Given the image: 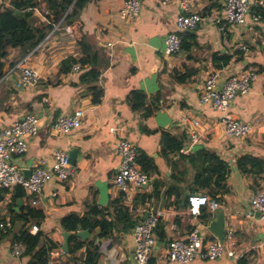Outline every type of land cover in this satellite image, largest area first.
Here are the masks:
<instances>
[{
	"label": "crops",
	"instance_id": "obj_1",
	"mask_svg": "<svg viewBox=\"0 0 264 264\" xmlns=\"http://www.w3.org/2000/svg\"><path fill=\"white\" fill-rule=\"evenodd\" d=\"M163 1L140 0V15L131 22L121 14L125 0H92L78 20L69 25L56 24L29 53L24 54L21 48L10 49L0 69V129L29 113L40 120L39 133L28 139V152L18 158V166L32 174L42 160L47 168L53 167L55 150H65L70 156L77 148L79 155L73 164L75 175L66 181L46 183L37 205L32 204V195L25 189L22 196H17V188L0 190V222L12 224L7 229L0 228V264L29 261L25 254L15 257L12 250L19 232L30 230L33 224L43 232L42 244H56L50 264H65L63 219L69 215L84 217L95 207L102 212L99 219L111 222L122 206H128L132 218L139 222L147 217L151 206L165 211L162 219L168 238L161 241L156 235V264L166 263L172 239L185 238L194 227L199 228L204 241H219L209 229L218 212L226 216L225 234L229 229L234 231L233 243L226 244L220 258L197 257L187 264H264V220L250 207L251 196L264 190V175L257 180L239 168V159L244 156L264 160V0H251L245 23L229 25L224 31L208 19L224 15L223 0H191V11L206 19L198 30L182 33L188 43L193 42L191 50L173 55L165 52V38L176 29L181 8L179 0H167L166 4ZM37 3L32 10L34 26L47 20L46 3ZM257 13L263 16L259 21L253 19ZM82 41L90 48L101 72L97 85L103 95L99 103L93 102L92 84L81 82V69L73 66L68 72L62 71L65 58L84 55ZM27 56L41 78L35 86L23 89L18 85L20 76L15 67ZM222 56H229L228 65L220 61ZM250 68L259 70L258 77L250 92L235 97L230 112L248 123L252 131L244 138L231 137L221 120L223 113L201 101L204 84L211 74L218 73L222 86L231 74ZM135 90L146 95L144 105L138 109L132 99ZM76 110L83 111L81 127L71 134L60 132L55 126L57 118ZM195 119L198 126L192 123ZM194 132L201 140L191 145ZM165 134L183 140L184 152L164 157L161 140ZM120 137L130 139L139 156L146 155L157 168L148 186L133 188L127 194L114 184L120 163L115 147ZM199 149L224 160L229 175L228 189L218 200L220 208L211 211L203 207L201 216L194 219L186 212L187 202L183 205L182 200V207H177L175 197L156 200L149 195L156 180L171 183L173 166L182 153ZM192 175L190 170L189 177ZM199 194L206 196L204 192ZM29 210L34 211L33 216ZM37 212L43 217H38ZM127 222H119L104 237L100 227L94 232L88 229V241L99 247V264H135L134 228L126 229ZM85 253L86 247L78 256Z\"/></svg>",
	"mask_w": 264,
	"mask_h": 264
},
{
	"label": "built area",
	"instance_id": "obj_2",
	"mask_svg": "<svg viewBox=\"0 0 264 264\" xmlns=\"http://www.w3.org/2000/svg\"><path fill=\"white\" fill-rule=\"evenodd\" d=\"M224 15L208 17L212 22L220 25L222 31L229 25L244 24L249 12L251 0H223ZM167 0L163 3L166 4ZM181 13L176 18V29L169 32L165 38V52L173 55L181 51L183 32L198 30L206 19L201 14L191 11V0H179ZM140 0H125L121 10L124 18L135 22L140 15ZM263 18L261 13L253 16L255 21ZM16 70L19 71L18 85L20 88H30L40 81V74L29 64V56L21 59ZM74 69H80V64H75ZM259 71L254 68L245 69L231 74L222 86L219 85V74H211L204 84L201 101L209 103L215 110L221 111L222 122L226 133L231 137L244 138L249 136L252 127L242 120L235 118L230 109L235 97L239 94L250 92L252 83L257 79ZM83 111L76 110L72 114L61 115L55 122L56 128L64 133L71 134L82 125ZM39 118L32 113L25 115L21 120L13 122L10 126L0 129V190H13L17 186L24 187L32 195V204H38V196L42 194L46 183L51 180L66 181L76 173V168L70 162L69 154L65 150H55L53 154L54 165L51 169L44 166L45 161L33 170L27 177L18 166L17 160L28 152V139L39 133ZM194 126L199 125L198 120H192ZM113 132L117 129H112ZM201 136L194 132L190 137V144H197ZM120 158V163L114 177V184L123 193H129L133 188H143L151 182V176L145 172L138 162V150L134 143L120 137L115 147ZM184 152V149H182ZM187 214L196 219L202 214L203 207L211 211L220 208L219 201L199 193L191 194L187 201ZM252 213H261L264 220V190L255 192L250 198ZM165 215L161 208L151 206L147 217L138 222L134 227L135 248L133 259L135 264H152L151 254L156 246L155 230L160 220ZM10 221L0 222V228L7 229L11 226ZM40 230L33 224L30 228L32 234ZM233 230H227L223 242L208 240L204 241L198 227H194L185 238L172 239L167 248L165 264H187L197 257L205 260H214L223 256L226 244L233 243ZM27 246L22 242L13 245V255L21 257L26 252Z\"/></svg>",
	"mask_w": 264,
	"mask_h": 264
},
{
	"label": "trees",
	"instance_id": "obj_3",
	"mask_svg": "<svg viewBox=\"0 0 264 264\" xmlns=\"http://www.w3.org/2000/svg\"><path fill=\"white\" fill-rule=\"evenodd\" d=\"M47 5L46 21L38 26L33 24L32 10L38 5L37 0H10L9 4L0 3V69L3 68L4 60L9 57L10 49L21 48L24 54L29 53L37 47L45 37L54 29L56 24L69 25L78 20L82 11L92 0H43ZM66 7L70 11L66 9ZM187 35V34H185ZM84 55L80 58L69 56L62 61V71L68 72L75 64H80L83 71L80 77L81 82L91 83L93 92V102L99 103L102 99L103 90L97 85L101 75L100 70L95 66L94 56L90 53L86 42L82 41ZM193 42L187 41V37L182 34L181 50L189 52ZM224 65L230 63L229 56L219 58ZM218 67L221 66L217 64ZM259 71V70H258ZM2 74V70H1ZM0 74V76H1ZM135 108H141L146 95L142 90H135L132 93ZM162 155L169 158L172 154H180L185 144L183 140L170 134H165L161 140ZM138 162L142 169L150 176L157 172L153 161L146 155H140ZM240 170L249 175L262 178L264 175V160L253 156H244L239 159ZM190 170L193 175L189 177ZM173 174L170 184H165L161 180L154 182V190L149 195L151 198L159 200L166 198L169 200L175 197L177 207H182V197L185 190L191 193L204 192L208 198L221 200V194L228 189L227 180L229 166L218 155L199 149L195 152L182 153L173 166ZM17 196L24 194V187L17 186ZM32 216L34 211L28 212ZM102 212L97 208H92L90 212L80 217L69 215L63 219V226L66 231L72 233L70 238V257L73 260H80L83 264H99V247L92 241H85L79 238L76 233L80 230L89 229L91 232L101 228V237L107 236L116 224L127 220L126 229H133L139 220L132 218L128 206H122L117 210L114 221L99 219ZM38 217L43 214L37 212ZM208 219V216H206ZM155 234L161 241L168 238L165 222L160 220ZM43 232L38 231L32 234L29 229H24L15 237L16 242H22L27 246L26 256L30 259L26 264H50L51 252L56 248V244H42ZM86 247L84 256H78L80 250ZM151 263L156 264V253L151 254Z\"/></svg>",
	"mask_w": 264,
	"mask_h": 264
},
{
	"label": "water",
	"instance_id": "obj_4",
	"mask_svg": "<svg viewBox=\"0 0 264 264\" xmlns=\"http://www.w3.org/2000/svg\"><path fill=\"white\" fill-rule=\"evenodd\" d=\"M66 9H68V8L66 7ZM78 155H79V150L77 148H74L73 151H71L70 156H69L70 162L72 163V165L75 164V161H76V158ZM24 174L27 177L31 176V172L24 171ZM190 195H191V193H189L187 191L184 192V196L182 198L183 205L186 204V202L188 201V197ZM225 220H226L225 213L218 212L216 214V219L209 223V229L216 236V238L219 240V242H223V240H224ZM76 235L85 241L89 240L91 237V233L88 229L80 230L76 233ZM63 237H64V243L62 245V252H63L62 261L65 264H80L77 260L70 259V257L68 256L70 254V238L72 237V233L69 231H64ZM70 260H72V261L70 262Z\"/></svg>",
	"mask_w": 264,
	"mask_h": 264
}]
</instances>
